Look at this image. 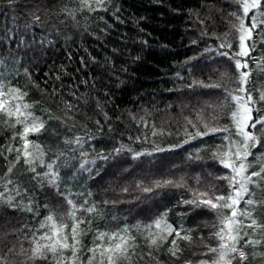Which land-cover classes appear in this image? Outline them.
Returning <instances> with one entry per match:
<instances>
[{"label": "trees", "instance_id": "1", "mask_svg": "<svg viewBox=\"0 0 264 264\" xmlns=\"http://www.w3.org/2000/svg\"><path fill=\"white\" fill-rule=\"evenodd\" d=\"M104 7L106 11L96 6L90 12L80 0H0V85L27 93L25 102L44 122V128L28 139L41 145L44 165L52 163V171L59 174L52 184L37 175L49 172L46 166L37 164L33 173L23 160L16 164L14 184L7 187L18 186L21 191L11 193L18 206L0 203V252L13 247L18 252L21 246L30 249L34 231L49 214L70 227L72 207L67 201L72 200L76 216L90 221L78 253L82 260L87 259L96 234L127 227L137 237V253L144 254L134 258V264H155L146 255L144 226L162 215L174 227L189 230L193 241L180 242L185 250L179 260L167 254L168 243L158 252L153 249L154 255L163 264L198 260L199 253L206 251L204 244L218 243L212 237L217 218L183 201L192 199L190 189L214 187L226 194L227 182L217 177L230 170L212 157L227 144L225 133L191 139L187 133L196 129L187 120L198 123L202 118L218 127H233L234 105L224 89L236 94L239 78L234 61L220 56L218 45L226 39L232 47L224 50L238 51V32L233 28L238 21L231 14L240 7L236 0H106ZM73 11L74 17L68 15ZM251 55L248 87L255 95L257 88L264 90V71L256 67L264 59V43L257 40ZM199 81L221 88L194 83ZM19 130L0 116V190L16 155L5 149L21 147L19 137L12 139ZM254 131L261 143L248 158L254 165L250 171L264 157V133ZM77 137L81 144L75 143ZM117 148L122 151L116 153ZM137 152L143 155L134 158ZM180 177L185 178V187L143 191L156 180ZM90 205L97 212L83 211ZM244 207L241 202L240 208ZM257 216L264 220V210ZM22 259L8 255L9 264H20ZM251 264L259 261L252 259Z\"/></svg>", "mask_w": 264, "mask_h": 264}, {"label": "snow or ice", "instance_id": "2", "mask_svg": "<svg viewBox=\"0 0 264 264\" xmlns=\"http://www.w3.org/2000/svg\"><path fill=\"white\" fill-rule=\"evenodd\" d=\"M80 2L90 12L96 11V6L107 10L104 7L106 0H80ZM236 2L240 11L231 15L238 21L233 25V28L238 32V51L233 54L225 51L224 49L232 47L226 39L218 45L220 50L218 54L234 61L235 71L239 78L240 86L235 90L236 94L224 89L227 93L226 99H230L234 105V110L230 114L233 127H218L202 118H198V123L187 120V123L196 129L195 132L187 133L191 139L225 133L223 139L227 141V144L218 147L212 153V157L225 169L230 170V174L217 177V179L227 182L229 191L226 194L218 193L214 187H209L206 190L190 189L192 199L185 200L183 203L193 208L206 209L216 215L217 223L213 225L216 230L212 233V237L218 243L216 246L204 244L206 251L199 253L202 258L195 261L185 260L184 264H251L252 259H257L259 264H264V220L257 216L258 211L264 210V157L257 161L259 167L251 171L250 169H253L254 165L248 159L253 155L252 149L261 143L254 130L264 133V90L257 88L254 95L248 87L252 76L248 61L254 59L251 53L256 50V41L260 40L264 43V0H236ZM68 15L74 17V11L69 12ZM35 18L40 19L39 16ZM201 23L203 24L205 21L201 20ZM193 43L195 44L196 41ZM206 51L215 50L206 49ZM256 67L264 71V59L256 62ZM194 83H198L202 87L221 88L220 84H204L202 81ZM191 86L189 85V87ZM26 96L27 93L21 88H6L0 85V116L3 117V122L11 128L20 126V130L13 135L12 139L15 140L19 137L21 147L5 149L7 152L15 151L16 153L14 162H9L6 170L7 182L3 190H0V203L9 207L18 206L14 203L15 197L11 193L15 191L18 195L21 189L18 186L10 189L7 185L14 184L11 176L16 164L21 160L29 166L28 170L33 173H36L37 164L46 166L50 171L42 174L37 173V175L48 178L49 183L56 184L59 179L58 172L52 171V163L44 165L45 152L41 145L28 139L30 133L38 134L44 128V122L31 111L32 105L25 102ZM68 107L71 109L70 105ZM104 115L106 119H110L107 113ZM131 118L137 119L134 115ZM139 119L144 127L149 126L143 117ZM99 123L97 121V124ZM152 127L155 126L152 125ZM152 134L156 135L157 133L153 131ZM229 134L238 137V139H232ZM188 142V140L184 141V143ZM75 143L81 144V138L77 137ZM33 148L35 151L32 150ZM158 150L165 151V149ZM114 151L119 153L122 148L114 149ZM140 155L143 153L137 152L134 154V158H138ZM100 158L108 159L103 155ZM84 163L89 162L85 161ZM90 163L94 164L95 161ZM83 167L84 164H81V168ZM169 186L185 187V178L156 180L153 187H144L143 191L151 192L154 188ZM257 190L261 192L259 197ZM6 193L8 194L6 195ZM241 202L245 205L243 209L240 208ZM67 203L72 207V211L68 214L72 222L70 227L68 223L63 222L55 215H47L33 233L30 240L32 247L24 249L21 246L18 252L13 247L9 248L6 253L0 252V264H9V254L23 257L20 264H35L37 260H51L53 264H134V258L143 257V253L136 251L139 247L136 235L126 227L117 232L96 234L94 246L87 248V259L82 260L78 253L83 247L82 237L87 234V224L90 221L76 216V205L72 200H68ZM84 203L87 204V201ZM27 210L31 211L32 209L29 207ZM83 211L93 213L97 212V209L95 205H90L83 208ZM81 225H85V227L81 228ZM153 228L157 231L153 232ZM36 232H39V235ZM144 233L143 238L149 249L146 255L155 261V264H163V262L154 255L153 249L158 252L163 244L168 243L167 254L175 260H179L185 250L181 247L180 242L191 244L193 241L189 230L182 226L174 227L168 223L164 215L144 226ZM169 237H172L170 241ZM249 248L253 251H247ZM255 249H260V251H255ZM194 255L197 254L194 253Z\"/></svg>", "mask_w": 264, "mask_h": 264}]
</instances>
